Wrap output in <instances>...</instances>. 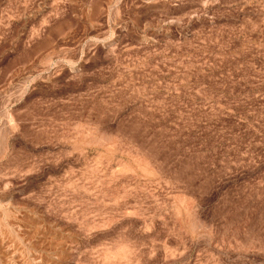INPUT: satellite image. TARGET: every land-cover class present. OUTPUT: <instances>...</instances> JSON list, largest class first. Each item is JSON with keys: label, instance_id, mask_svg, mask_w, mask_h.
<instances>
[{"label": "rangeland", "instance_id": "rangeland-1", "mask_svg": "<svg viewBox=\"0 0 264 264\" xmlns=\"http://www.w3.org/2000/svg\"><path fill=\"white\" fill-rule=\"evenodd\" d=\"M0 264H264V0H0Z\"/></svg>", "mask_w": 264, "mask_h": 264}]
</instances>
